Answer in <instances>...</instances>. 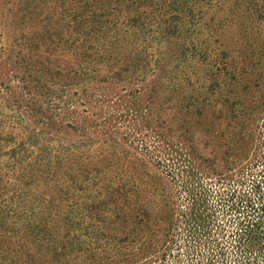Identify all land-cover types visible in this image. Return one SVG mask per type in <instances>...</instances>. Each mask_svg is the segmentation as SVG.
<instances>
[{"label": "trees", "instance_id": "16d2710c", "mask_svg": "<svg viewBox=\"0 0 264 264\" xmlns=\"http://www.w3.org/2000/svg\"><path fill=\"white\" fill-rule=\"evenodd\" d=\"M258 120L264 0H0V264H264Z\"/></svg>", "mask_w": 264, "mask_h": 264}, {"label": "rangeland", "instance_id": "374dc122", "mask_svg": "<svg viewBox=\"0 0 264 264\" xmlns=\"http://www.w3.org/2000/svg\"><path fill=\"white\" fill-rule=\"evenodd\" d=\"M258 100H259V98H258ZM262 122H263V120H258L256 122L255 127H254L256 138H254L253 140H264L263 137L262 138H258V132L260 130V125L262 124ZM206 130H211V125L210 124L208 126H207V124L206 125H204V124L202 125V128L198 132L199 140H215L216 138L213 139L212 134L210 132L206 131ZM154 142L158 143V140H154ZM263 146H264V144H263ZM263 150H264V148H263ZM250 157H252V156L250 155ZM179 163H180L181 166H183L185 168L190 166V163L185 161L184 158L182 160H180ZM224 164H225V160H222L221 161V166L222 167L219 170H223V169L227 170L226 165H224ZM214 165H215V163H214ZM241 165H242V163H241ZM241 165L240 164L236 165L232 170H229V171L225 172L222 175V177H221L223 180H220L219 176H216V174H215V176H212V178H207V183H208V186L211 187V190H213L214 192L217 191L219 193L218 196L215 195L212 204H214V205L218 204V206H221L223 204V202H224V196L226 195V193H228L230 191L233 192L234 189L239 190L237 188L239 181L234 180V179H238L237 175H235V174H236V171L240 168ZM152 168H154V172L160 173V174H164V172L162 171L160 166H158L156 161H154V164H152ZM231 175H235L234 179H230L229 178V176H231ZM203 179H205V178H203ZM109 200L111 202L110 198H109ZM110 202L108 201L107 206H105L102 209V214H103L104 217L111 218V220L118 221V220H120V215L118 214V210L116 208L117 202L116 201L114 202V206H109L108 207V204ZM114 207L116 208V210H114L115 209ZM233 218L234 217H231V215L229 213H227L225 217H220L219 218L218 223L222 224L223 221H225L227 226L230 227V229H234L235 228V223L231 220ZM183 238L186 240V237H183ZM202 248L204 249V247H202ZM229 248H230L229 251L233 254L232 247L230 246ZM182 249H184V248H182ZM123 252H124V250H123ZM191 258L193 260H195V258L193 256Z\"/></svg>", "mask_w": 264, "mask_h": 264}]
</instances>
